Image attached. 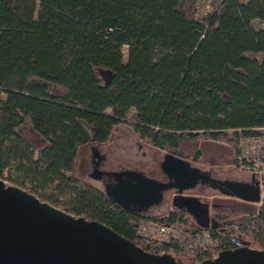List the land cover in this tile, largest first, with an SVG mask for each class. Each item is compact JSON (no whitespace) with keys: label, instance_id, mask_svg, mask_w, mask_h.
Instances as JSON below:
<instances>
[{"label":"trees","instance_id":"obj_1","mask_svg":"<svg viewBox=\"0 0 264 264\" xmlns=\"http://www.w3.org/2000/svg\"><path fill=\"white\" fill-rule=\"evenodd\" d=\"M206 1L0 0V178L141 247L142 217L187 224L178 209H123L81 177V151L126 124L159 151L227 145L239 168L240 135L264 127V0ZM238 216L217 215L216 248L152 241L150 252L198 264L235 236L258 240L264 204L256 223Z\"/></svg>","mask_w":264,"mask_h":264},{"label":"water","instance_id":"obj_2","mask_svg":"<svg viewBox=\"0 0 264 264\" xmlns=\"http://www.w3.org/2000/svg\"><path fill=\"white\" fill-rule=\"evenodd\" d=\"M101 73L105 79L110 76L106 70ZM161 168L170 182L132 169L102 171L96 166V173L115 177V182L106 184L103 190L127 211L142 213V208L162 200L164 190L177 188L171 201L173 207L191 214L197 223L195 229L216 228L218 221L213 223L209 207L200 197L184 192L193 189L199 179H215L171 152L164 155ZM251 179L215 183L225 194L259 204L261 184L256 174ZM240 243L198 264H264V250L250 248L248 242ZM150 248V243L141 247L100 221L76 216L0 178V264H181L171 253L156 254Z\"/></svg>","mask_w":264,"mask_h":264},{"label":"flooded vegetation","instance_id":"obj_3","mask_svg":"<svg viewBox=\"0 0 264 264\" xmlns=\"http://www.w3.org/2000/svg\"><path fill=\"white\" fill-rule=\"evenodd\" d=\"M131 135H122V143L119 144L117 142L116 145L119 146L120 149H118L119 151H126L127 154H129V156H132V150H133V146L135 144L134 139L132 137V139H129ZM125 137V138H123ZM113 137H111V140L113 141ZM120 139V138H119ZM185 144H183L182 148H179L178 150H174L171 151V153H174L177 156H181L182 158L188 160L191 162L192 166L194 167H199L201 172H207L208 175H210L212 177V179H215V181H212L211 179H199L196 181V185L193 189H189V190H185V194L187 195H195L200 197V199L202 200V202L204 203V205L208 206L210 209V214H211V219L214 221H217V215H220V213H222L223 211H226V207L225 203H221L222 201H220L221 199H218L217 197L214 198L213 200L209 199L207 196L210 192H219L220 194L225 195L226 197H234L230 194H225L224 190H221L219 187L216 186L217 180L219 181H251L252 179V175L248 174H244V173H239V177H232L231 175H227V174H220L218 171V168H222V166L227 163V152L226 154L223 153L222 149H225L223 146H221L219 143L216 142H210V141H200V140H190V141H185ZM105 147L107 150L106 152H102L101 147ZM141 147V146H140ZM227 150V149H226ZM90 152V154L88 153L87 157L89 156V161H90V170L87 173V176L89 178H93L95 180H97L102 188H104L106 186V184L108 183H112L115 182V177L113 175H108L105 172L100 173L97 175L98 170L96 171V166L99 170L102 171H124V170H128V169H132V170H137L142 172L143 174L147 175V176H152L155 177L157 179H159L162 182H170L171 179L169 178V176L163 172L162 168H161V163L164 159V155L167 152L166 150H161L162 152V159H161V163H160V168L161 171L158 170V167L156 166V162L153 161V159H150V162L152 164H147L146 165V159L144 160V165L139 166V167H135L133 165V161H128L127 164L122 163V162H118L117 165H115L113 162H115V159L118 156L114 155V149L111 146V143L107 142L104 144H90L86 147V152ZM111 151V152H110ZM228 151V150H227ZM229 153V151H228ZM132 154V155H131ZM143 155H147L146 153ZM197 156V160L194 161V156ZM115 158V159H113ZM112 164H114V167H112ZM149 165V167H147ZM140 170H139V169ZM97 172V173H96ZM96 175V176H94ZM242 176V177H241ZM261 184V182H260ZM262 185L264 187V181L261 184V188ZM176 191L177 188H172V189H167L163 191V198L161 201H159L156 204H153L147 208H142L141 212L142 213H138L140 215H152L153 212L160 210L163 206H165L166 204L170 205V211H174L175 207H173L171 201H172V197L174 195H176ZM258 206V205H257ZM254 207L252 206L251 208L248 207L247 211H245V213L247 214H239L236 213L235 211L232 210V208H228V210H230L229 212H233L236 213L237 215H239L238 217H240L241 219H245L247 220V225L249 226L250 224L256 223L257 222V218L260 217V214L262 213V206H258V207ZM133 207V206H132ZM179 210V209H178ZM182 211V210H180ZM131 212V211H128ZM184 212V211H183ZM133 213H137V212H133ZM186 216L188 217H192L191 219L193 220L194 224L196 223L195 218L189 214L184 212ZM246 216V218H244ZM145 217V216H144ZM215 224V221L213 222ZM214 224H212L211 221V226H213ZM196 225V224H195ZM242 224L240 223V227L239 229H243V226H241ZM247 231V229H246ZM237 239H240V241L243 242H248L249 243V247L250 248H254L252 246L251 241L248 238H245L243 236V234L239 235V236H235L232 240V244L228 245V249H234L237 248L239 246H241L242 244L240 243V241H237ZM257 249V248H254ZM225 250V249H224ZM257 250H264V249H257ZM222 251V250H221ZM219 254V253H218Z\"/></svg>","mask_w":264,"mask_h":264},{"label":"rangeland","instance_id":"obj_4","mask_svg":"<svg viewBox=\"0 0 264 264\" xmlns=\"http://www.w3.org/2000/svg\"><path fill=\"white\" fill-rule=\"evenodd\" d=\"M130 119H132V116L130 117ZM25 132L30 135V132L29 130ZM122 135H131L129 137V139H134V146H133V150H132V156L134 157H131L129 156V154L126 153V151H119L118 149L119 146L116 145L115 142L121 144L122 140ZM32 138H34V135L31 134L30 135ZM112 137L114 138L113 141L110 139L108 142L111 143V146L113 147V149L115 150L114 151V155L115 156H118L116 159H115V162H113L115 165L118 164V162H122V163H125L127 164L128 161H133V165L135 167H139V166H142L144 165V160L143 159H146V165L147 164H152L150 162V159L154 158L155 157H158V159L160 160L161 156H162V152L161 150H157L156 148H154L147 140L145 139H142L139 135H137L128 125L124 124V125H121L119 127H117L114 131H113V135ZM120 138V139H119ZM125 138V137H123ZM115 141V142H114ZM212 142V141H210ZM239 143V142H238ZM185 144V143H184ZM89 145V144H88ZM221 146H223L225 149H222L223 153L226 154L227 152V163H225L222 168H218V171L220 174H229L231 175L232 177H239V173H244V174H250V175H253V173H250V172H247L243 169L240 168L239 166V163H238V160L240 159V153H241V150L239 151V144H238V153H237V163H238V167L239 168H236L234 166V164L232 163L233 162V152L231 150V148L227 145H223V144H220ZM141 146V147H140ZM101 147V146H100ZM118 148V149H117ZM229 153H228V151ZM101 150L102 152H106V148L105 147H101ZM111 152V151H110ZM88 153L90 154V152H86V148H84L82 151H81V177L83 179H85L86 181H90V182H93L94 184L98 185V186H101V184L93 179V178H89L87 176V173L88 171L90 170V161H89V156L87 157ZM147 154V155H143V154ZM159 153V154H158ZM155 154V155H154ZM157 159V160H158ZM154 161V160H153ZM161 163V162H160ZM114 164H112V167H114ZM149 167V165L147 166ZM242 177V176H241ZM256 177L257 179L261 182V184L263 183L264 181V178L259 176L258 174H256ZM8 182V181H7ZM9 184H12L10 181L8 182ZM262 201L257 204V203H250V202H245L237 197H226L225 195L223 194H220L218 191L217 192H210L208 195H205L207 196L209 199L213 200L214 198H218V199H221L220 201H222L221 203H225V206L227 207L226 208V212H229L230 210H228V208H232L233 211H235L236 213H239V214H247L245 213V211H247L248 207H256L257 205L258 206H262L264 204V187L262 185ZM257 206V207H258ZM170 205L166 204L165 206H163L160 210H157L155 212L152 213V216H159V215H166L168 214L170 211ZM149 215V214H148ZM188 220L190 223L193 224V227L195 226V223L193 222V220L191 219L192 217H188ZM196 221V220H195ZM185 226L186 224L183 223ZM206 229V228H205ZM194 231H197V230H194ZM251 236H248V238L250 239ZM251 240V239H250ZM251 243H252V246L254 248H257V249H264V230L262 231V233L260 234V237L258 240H255V239H252L251 240ZM151 244V242H150ZM218 255V253H217ZM184 260H183V264H193V260L192 258H189V257H183Z\"/></svg>","mask_w":264,"mask_h":264},{"label":"built area","instance_id":"obj_5","mask_svg":"<svg viewBox=\"0 0 264 264\" xmlns=\"http://www.w3.org/2000/svg\"><path fill=\"white\" fill-rule=\"evenodd\" d=\"M204 5L209 9L210 0H207ZM238 142L239 151L241 150L238 160L240 168L264 178V127L259 128L256 134H241ZM183 223L180 221L167 223L155 218L142 217L139 220V235L147 243L152 241L176 242L188 245L194 250L212 249L219 246L209 229H195L191 221L186 222V226Z\"/></svg>","mask_w":264,"mask_h":264},{"label":"crops","instance_id":"obj_6","mask_svg":"<svg viewBox=\"0 0 264 264\" xmlns=\"http://www.w3.org/2000/svg\"><path fill=\"white\" fill-rule=\"evenodd\" d=\"M156 166L158 167V170L161 171L160 165L156 163Z\"/></svg>","mask_w":264,"mask_h":264},{"label":"bare ground","instance_id":"obj_7","mask_svg":"<svg viewBox=\"0 0 264 264\" xmlns=\"http://www.w3.org/2000/svg\"><path fill=\"white\" fill-rule=\"evenodd\" d=\"M212 1H213V0H212ZM212 1H211L210 5L212 4ZM199 6H200V5H199ZM210 7H211V6H210ZM203 8H204V7H203ZM200 10H201V9H200ZM206 12H207V11H206ZM206 12H205V13H206Z\"/></svg>","mask_w":264,"mask_h":264}]
</instances>
